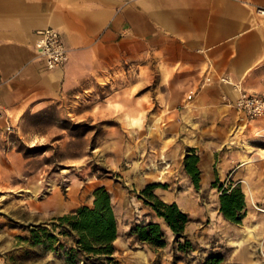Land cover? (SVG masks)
Listing matches in <instances>:
<instances>
[{
	"label": "rangeland",
	"instance_id": "374dc122",
	"mask_svg": "<svg viewBox=\"0 0 264 264\" xmlns=\"http://www.w3.org/2000/svg\"><path fill=\"white\" fill-rule=\"evenodd\" d=\"M157 82L155 62L139 72L106 71L83 89L17 119L0 153V264H72L67 250L73 240L60 234L57 219L91 204L94 189L102 185L111 194L118 237L110 256L86 264H203L212 254L223 256L221 264H264V119L240 127L230 113V127L223 128L226 116L216 121L212 112H172ZM183 97L188 102L186 91ZM210 147L214 174L208 180L201 174L196 188L184 157L190 149L199 157L210 154ZM225 155L230 168L218 171ZM149 183L159 184L155 193L189 214V254L172 248L168 230V243L159 249L130 235L133 225L159 220L137 196ZM236 184L246 203L235 224L219 212V196Z\"/></svg>",
	"mask_w": 264,
	"mask_h": 264
},
{
	"label": "crops",
	"instance_id": "0c3cea01",
	"mask_svg": "<svg viewBox=\"0 0 264 264\" xmlns=\"http://www.w3.org/2000/svg\"><path fill=\"white\" fill-rule=\"evenodd\" d=\"M257 7L264 0H0V153L8 127L14 131L23 113L50 106L106 71L139 72L151 62L170 111L212 112L216 121L226 116L223 128L230 127V113L240 127L258 125L232 105L237 88L220 80L227 76L264 95V23ZM45 27L59 31L69 54L53 70L34 48L36 31ZM191 89L195 94L183 103V91ZM210 148L199 160L206 180L214 174ZM228 162L225 155L216 169L228 171Z\"/></svg>",
	"mask_w": 264,
	"mask_h": 264
},
{
	"label": "trees",
	"instance_id": "16d2710c",
	"mask_svg": "<svg viewBox=\"0 0 264 264\" xmlns=\"http://www.w3.org/2000/svg\"><path fill=\"white\" fill-rule=\"evenodd\" d=\"M200 157L194 149H190L183 160V167L196 188L200 186L202 171L199 167ZM159 184H147L138 193L159 219L149 220L143 224L130 227L129 233L136 240L153 249L165 247L168 243L166 230L172 235V248L183 255L193 250V243L186 232L190 220L189 214L183 211L175 201H165L155 193ZM91 204H83L70 213L58 217L60 234L69 235L73 244L67 254L72 264L78 260L87 263L90 259L101 260L110 256L115 250L118 237V226L115 211L111 202V194L105 186L93 191ZM245 195L239 184L223 188L219 196V212L231 223H240L245 215ZM33 236L39 241V231L33 229ZM50 239L54 235H48ZM223 256L212 254L206 257L203 264H221Z\"/></svg>",
	"mask_w": 264,
	"mask_h": 264
},
{
	"label": "built area",
	"instance_id": "2783aa9c",
	"mask_svg": "<svg viewBox=\"0 0 264 264\" xmlns=\"http://www.w3.org/2000/svg\"><path fill=\"white\" fill-rule=\"evenodd\" d=\"M256 13L264 23V7H257ZM34 44L37 57L41 58L47 70H53L64 65L68 60V49L65 47L62 37L58 30L53 27H45L36 31ZM221 82L232 84L237 88V96L231 99L232 105L242 111L251 119L264 117V95H257L239 87L227 76L220 78ZM206 82H211V77H206ZM195 94L194 90H189L187 98L191 99ZM12 126L8 130L12 131Z\"/></svg>",
	"mask_w": 264,
	"mask_h": 264
},
{
	"label": "bare ground",
	"instance_id": "6f19581e",
	"mask_svg": "<svg viewBox=\"0 0 264 264\" xmlns=\"http://www.w3.org/2000/svg\"><path fill=\"white\" fill-rule=\"evenodd\" d=\"M260 210H261L262 212H264V208L261 207Z\"/></svg>",
	"mask_w": 264,
	"mask_h": 264
}]
</instances>
